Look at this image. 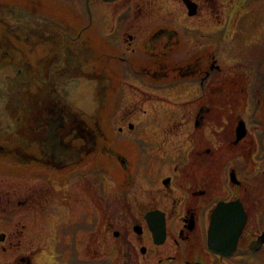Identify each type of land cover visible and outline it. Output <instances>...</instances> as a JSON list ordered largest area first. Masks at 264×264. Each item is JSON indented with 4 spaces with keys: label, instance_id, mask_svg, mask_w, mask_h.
I'll use <instances>...</instances> for the list:
<instances>
[{
    "label": "flooded vegetation",
    "instance_id": "1",
    "mask_svg": "<svg viewBox=\"0 0 264 264\" xmlns=\"http://www.w3.org/2000/svg\"><path fill=\"white\" fill-rule=\"evenodd\" d=\"M173 1L0 0V264H110L103 255L45 251L70 245L72 227L94 228L95 214L105 218L100 229L107 235L109 214L126 210L139 215L136 224L126 230V238L114 229L112 236L114 242L121 239L114 244L124 252L121 259L133 264H254L264 259V228L252 225L254 209L264 223V170L253 173V167H264V107L260 125L248 119L256 114L250 108L258 100L257 85L252 94L248 67L235 66L230 78H222L221 41L211 29L219 20L217 9H208L207 18L198 15L200 5L219 8L222 3L180 0L186 15L177 23L169 12ZM241 1L246 38L250 24L261 23L264 29V0H255L257 7L251 0ZM234 3L221 13L236 17ZM203 19L207 31L198 26ZM166 97L183 100L171 104V110L187 113L192 120L186 125L199 135L192 138L188 153L193 160L189 176L136 178L142 170L147 176L154 165L148 163L151 159L142 165L152 143L149 149L142 145L156 123L143 131V139L142 132L123 136L135 124L118 104L126 100L132 108L142 100L166 103ZM136 109L147 112V107ZM207 118L217 136L212 148L205 147ZM225 131L229 138L222 142ZM205 157L215 168L230 162L228 177L214 178L211 165H203ZM15 164L24 169L22 175H15ZM35 166L39 169L32 171ZM139 180L141 192L130 203V190ZM219 204L226 210L212 225ZM31 210L33 226L27 221ZM71 212L92 217L73 226L76 218H66ZM148 213L164 220L160 244L154 243ZM173 214L179 216L170 227ZM53 220L58 221L56 237H42L39 228ZM210 229L215 231L214 246ZM145 237L150 243H143ZM31 242L48 249L29 256L24 248ZM165 246L172 253L159 257ZM151 250L154 257L148 259Z\"/></svg>",
    "mask_w": 264,
    "mask_h": 264
},
{
    "label": "rangeland",
    "instance_id": "2",
    "mask_svg": "<svg viewBox=\"0 0 264 264\" xmlns=\"http://www.w3.org/2000/svg\"><path fill=\"white\" fill-rule=\"evenodd\" d=\"M235 0H218V2L222 3V5L218 8H210L209 4L206 3V6H199V11L198 15L200 19L202 17L207 18L208 15V9H211L219 15V20L218 23L216 24L215 27L211 26L212 31H216V35L220 37L221 41V60L219 63V66L221 68V72L223 75V79H228L231 77L229 74L231 70L235 66H239L242 68H246L247 73H250V77H246V82L248 81V84L251 86L250 87V92L253 93V86L257 85L255 89V95L258 96L257 104H253L252 107L250 108V111L253 112L254 110L256 111L255 115H250L252 117L248 118L249 120H252L255 118L256 122H258L260 125L262 123V109L264 107V29L261 27V23H256L258 21V18H254L252 20L253 23L256 24H250L251 29L248 30L250 31V34H245L247 36L246 38L243 36L242 31H247V29L242 30L244 25H246L248 22L245 21V17L243 16V10L241 8V4L243 3L241 0L237 1L234 3ZM251 4L248 2L247 4L250 5H257L259 2H256L255 0L250 1ZM262 2V0H261ZM230 3H234V11L237 13L236 17H230L228 13H221L222 9L228 8ZM249 6V5H248ZM250 9V8H248ZM174 14V20L177 23H181L182 18L185 14V10L183 8V4L180 2V0H174L170 4V11ZM263 13L260 12V15ZM182 17V18H181ZM205 19L200 20V23L198 26L202 30H208V23ZM192 26V24L190 25ZM196 27L197 25H193ZM213 36V35H211ZM204 45L206 49H209V38L207 37L206 34H204ZM203 38L199 39L203 40ZM208 43H206V42ZM201 43V42H199ZM239 72L237 74V77H239ZM166 103H157V101H153L154 103H151L152 100L150 101H137L140 102L139 106H133L132 108L127 107L129 105V102L126 100H123L118 104L120 107L121 111L126 108L128 110V114L131 115V121L135 124L134 131L131 132V134L125 133L123 136H128V135H133L142 132L139 136L141 139L144 138V130L148 129L150 126H152L154 123H156L151 130L153 131L152 134L148 133V136H146V141L144 143V147H147L149 149L150 147L148 146L149 144L152 143V153L151 155H146L143 156V162L142 165L147 163H154L152 165L151 170H147V176H145V172L142 170V173L136 177V178H165V176H169L170 178H187L189 176L188 170L190 169L189 166L193 162V160L188 159V153L190 152L191 147L193 146V141L192 138L198 137L199 135H193V130L192 126L186 125L187 121H191L192 119L189 118L187 113H184L182 116L180 115L179 112L174 113L171 110L170 105H181L183 103V100H179L177 97H172L171 98H165ZM225 101V99H224ZM224 101L222 102V109L225 110L227 107L224 105ZM191 106V109L193 108V103H188ZM172 106V105H171ZM146 109L147 107V112L146 113H139V110L136 109ZM174 108H177L175 106ZM172 115V116H171ZM171 116L173 118L177 117L176 120L178 121H183V123L178 122L176 120H170L169 117ZM179 118V119H178ZM250 122V121H249ZM252 123V122H250ZM205 147L206 148H212L213 147V142L216 141L217 136L212 134V121L210 119H205ZM224 125V124H223ZM251 128V126H250ZM228 132H230L228 130ZM228 132L225 131V133L222 135L221 140L224 142L225 140H228L229 135ZM194 136V137H193ZM232 137V136H231ZM208 146V147H207ZM204 147V148H205ZM204 148H202V151L204 152ZM130 155L132 154V149L130 148ZM138 158V156L136 157ZM205 162L203 165H211V162L213 160L208 159L207 157L204 158ZM197 165V164H196ZM199 166V165H197ZM214 169V178H227L228 177V172L231 168V163L230 162H225L224 164H221L220 167L215 168L212 165L210 166ZM21 169V170H18ZM22 167H17V164H15V175L16 173L22 175ZM39 169L38 166H35L32 171H37ZM17 170L19 172H17ZM24 170V169H23ZM264 170V167L262 166H256L253 167V173L254 175H261ZM245 175V174H244ZM62 179V178H61ZM140 185H141V180L137 184H133L132 188L130 190V194L128 196V200H130V203H133L134 197L138 196L140 194ZM68 194V193H67ZM160 191L158 194V201H160ZM174 196H179L178 193H175ZM259 209H254L253 210V224L254 229L257 228H264V223L260 220L262 219V216L258 215ZM35 213L33 210L30 211V218L27 220L28 224L34 225L32 223V217L31 215ZM81 212H71L70 215H67L66 218L68 219H73L76 218L71 224H73L76 221H79L81 219H91L92 215H87L86 217L79 216ZM96 215V216H95ZM93 216V222H94V228L87 230L84 225L78 226L77 228H74L72 226L73 230V237H72V242L70 245H63L61 247H54L53 250L48 251L46 250L45 252H49V254H53L56 251H58L59 254L61 255H72V254H78L80 256H85L88 254V256H91V254H95L94 256H101L103 255L104 258L109 260L110 264H133V262L126 261L124 258L121 259V255L124 254L122 253L121 248L115 246L114 244H119L121 239L116 240L117 242H114L115 240L112 236L113 229L120 231L122 234V238H126V230L131 229V227L136 224L137 222V217L139 215L136 213L135 210L133 212H128L126 210L125 214H109V233L107 235H102L100 226L104 224V220L102 219V216L100 214H95ZM38 216V215H36ZM142 216V215H141ZM179 215L173 214L169 215V222H170V227H173L176 225V221ZM53 218V217H52ZM56 218V217H55ZM91 222L90 220H88ZM47 221L43 222V226L39 228V231L43 234L42 237L48 238H54L56 237V228L58 226V221L53 220L50 224H46ZM48 223V222H47ZM145 226V224H144ZM69 228V226H67ZM66 228V229H67ZM65 229V230H66ZM260 229V230H261ZM260 230H254L257 233H260ZM253 231V232H254ZM29 238L34 240V234L31 229L28 231ZM59 237V235H58ZM108 239L109 242H106L105 244L103 242H91L93 239ZM149 238L145 237V240H143L144 244H148ZM45 243V242H44ZM150 243V241H149ZM46 244V243H45ZM39 248L43 249H48L47 247L44 246H36L31 245L28 247L24 248V252L32 254L33 252L37 251ZM53 248V247H49ZM93 251V252H91ZM155 250H151L150 253L147 254L150 255L154 253ZM172 250L169 248V246H165L163 248L159 249L158 256H166L168 254H171ZM154 257L152 254L151 256L148 257V259H151ZM0 260H3L1 258L0 254ZM36 264V263H35ZM40 264V263H39ZM254 264H264V259L260 260L259 262L254 260Z\"/></svg>",
    "mask_w": 264,
    "mask_h": 264
},
{
    "label": "water",
    "instance_id": "3",
    "mask_svg": "<svg viewBox=\"0 0 264 264\" xmlns=\"http://www.w3.org/2000/svg\"><path fill=\"white\" fill-rule=\"evenodd\" d=\"M189 14H193L194 11L189 5ZM240 137V135L238 136ZM226 209L221 206L220 204L217 206V208L213 211L212 216H211V224H215L220 222L221 216H223L224 211ZM146 219L149 224V229L152 232L153 240L155 244H160L164 241L165 237V226H164V220L160 217V215L155 214V213H148L146 214ZM224 221V220H222ZM139 230V229H138ZM210 236H209V241L212 246H214V233L213 229H210ZM239 233V232H238ZM214 251V250H213Z\"/></svg>",
    "mask_w": 264,
    "mask_h": 264
}]
</instances>
